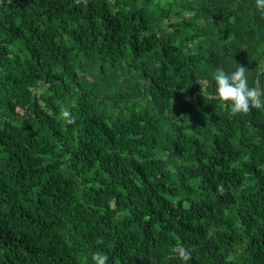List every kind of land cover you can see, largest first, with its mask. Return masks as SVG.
Segmentation results:
<instances>
[{
    "label": "trees",
    "instance_id": "trees-1",
    "mask_svg": "<svg viewBox=\"0 0 264 264\" xmlns=\"http://www.w3.org/2000/svg\"><path fill=\"white\" fill-rule=\"evenodd\" d=\"M255 0H0V264H264ZM75 123L68 125L63 111Z\"/></svg>",
    "mask_w": 264,
    "mask_h": 264
},
{
    "label": "clouds",
    "instance_id": "clouds-1",
    "mask_svg": "<svg viewBox=\"0 0 264 264\" xmlns=\"http://www.w3.org/2000/svg\"><path fill=\"white\" fill-rule=\"evenodd\" d=\"M255 7L264 14V0H255ZM214 96L234 116L247 114L252 109H264V89L250 86L246 68L237 64L234 70L219 68L214 72ZM63 118L68 125L75 123L68 110L63 111ZM173 253L183 264L191 260L192 253L181 244L175 246ZM90 259L92 264H109V256L99 251Z\"/></svg>",
    "mask_w": 264,
    "mask_h": 264
}]
</instances>
